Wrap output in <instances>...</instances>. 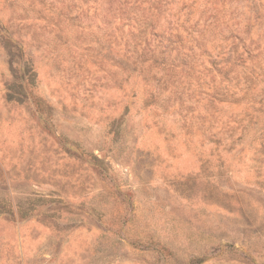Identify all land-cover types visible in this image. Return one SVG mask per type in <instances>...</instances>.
Listing matches in <instances>:
<instances>
[{"label": "rangeland", "instance_id": "1", "mask_svg": "<svg viewBox=\"0 0 264 264\" xmlns=\"http://www.w3.org/2000/svg\"><path fill=\"white\" fill-rule=\"evenodd\" d=\"M0 264H264V0H0Z\"/></svg>", "mask_w": 264, "mask_h": 264}, {"label": "trees", "instance_id": "2", "mask_svg": "<svg viewBox=\"0 0 264 264\" xmlns=\"http://www.w3.org/2000/svg\"><path fill=\"white\" fill-rule=\"evenodd\" d=\"M119 6H121V5L119 4ZM117 11H119V12H123V9H122L121 7H119V8L117 9ZM149 23H151V22H149ZM143 25L147 26V25H148V21H147V20H144V21H143ZM141 33L144 34L145 31H142ZM23 73H24V76H25V75L28 76V81H30V82H31V81H34L35 75H34V73H33L32 71H28L27 73L23 72ZM28 85H29V86H32V85L29 84V83H28Z\"/></svg>", "mask_w": 264, "mask_h": 264}]
</instances>
